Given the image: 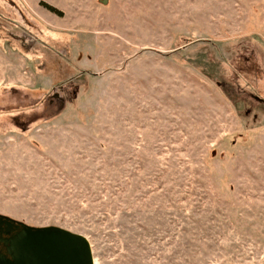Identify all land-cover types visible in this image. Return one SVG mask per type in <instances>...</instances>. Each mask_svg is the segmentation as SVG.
Here are the masks:
<instances>
[{
    "label": "rangeland",
    "instance_id": "374dc122",
    "mask_svg": "<svg viewBox=\"0 0 264 264\" xmlns=\"http://www.w3.org/2000/svg\"><path fill=\"white\" fill-rule=\"evenodd\" d=\"M0 215L264 264V0H0Z\"/></svg>",
    "mask_w": 264,
    "mask_h": 264
},
{
    "label": "water",
    "instance_id": "95a60500",
    "mask_svg": "<svg viewBox=\"0 0 264 264\" xmlns=\"http://www.w3.org/2000/svg\"><path fill=\"white\" fill-rule=\"evenodd\" d=\"M0 264H94L81 235L57 227H30L0 215Z\"/></svg>",
    "mask_w": 264,
    "mask_h": 264
},
{
    "label": "trees",
    "instance_id": "16d2710c",
    "mask_svg": "<svg viewBox=\"0 0 264 264\" xmlns=\"http://www.w3.org/2000/svg\"><path fill=\"white\" fill-rule=\"evenodd\" d=\"M49 10H51L52 12H54L55 10L54 9H52L51 7H49Z\"/></svg>",
    "mask_w": 264,
    "mask_h": 264
}]
</instances>
